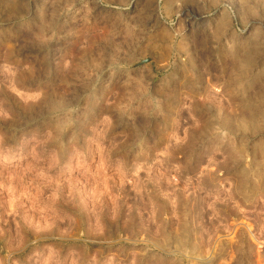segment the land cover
I'll return each instance as SVG.
<instances>
[{"label":"rangeland","instance_id":"obj_1","mask_svg":"<svg viewBox=\"0 0 264 264\" xmlns=\"http://www.w3.org/2000/svg\"><path fill=\"white\" fill-rule=\"evenodd\" d=\"M0 264H264V0H0Z\"/></svg>","mask_w":264,"mask_h":264}]
</instances>
